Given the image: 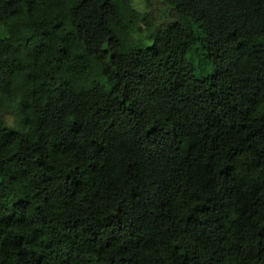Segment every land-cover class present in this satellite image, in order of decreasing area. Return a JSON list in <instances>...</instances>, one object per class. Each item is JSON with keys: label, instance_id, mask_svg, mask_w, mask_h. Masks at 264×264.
Wrapping results in <instances>:
<instances>
[{"label": "trees", "instance_id": "1", "mask_svg": "<svg viewBox=\"0 0 264 264\" xmlns=\"http://www.w3.org/2000/svg\"><path fill=\"white\" fill-rule=\"evenodd\" d=\"M161 1L0 0V264H264V0Z\"/></svg>", "mask_w": 264, "mask_h": 264}, {"label": "rangeland", "instance_id": "2", "mask_svg": "<svg viewBox=\"0 0 264 264\" xmlns=\"http://www.w3.org/2000/svg\"><path fill=\"white\" fill-rule=\"evenodd\" d=\"M149 8L156 14H162L166 10L161 0H149ZM203 70H206V67Z\"/></svg>", "mask_w": 264, "mask_h": 264}]
</instances>
